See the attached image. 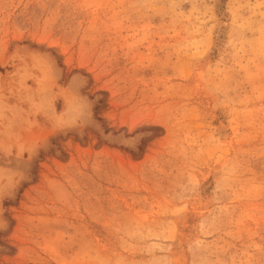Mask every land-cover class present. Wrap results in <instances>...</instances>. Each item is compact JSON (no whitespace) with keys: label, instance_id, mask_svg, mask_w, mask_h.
Returning a JSON list of instances; mask_svg holds the SVG:
<instances>
[{"label":"rangeland","instance_id":"rangeland-1","mask_svg":"<svg viewBox=\"0 0 264 264\" xmlns=\"http://www.w3.org/2000/svg\"><path fill=\"white\" fill-rule=\"evenodd\" d=\"M0 264H264V0H0Z\"/></svg>","mask_w":264,"mask_h":264},{"label":"bare ground","instance_id":"bare-ground-1","mask_svg":"<svg viewBox=\"0 0 264 264\" xmlns=\"http://www.w3.org/2000/svg\"><path fill=\"white\" fill-rule=\"evenodd\" d=\"M220 31V30H219ZM216 131L218 133L219 136H225L226 132H227V129L225 127V125H219V126H216Z\"/></svg>","mask_w":264,"mask_h":264}]
</instances>
